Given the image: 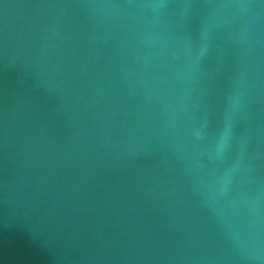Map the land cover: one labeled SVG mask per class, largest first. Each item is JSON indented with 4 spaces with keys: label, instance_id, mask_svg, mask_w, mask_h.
Here are the masks:
<instances>
[{
    "label": "water",
    "instance_id": "obj_1",
    "mask_svg": "<svg viewBox=\"0 0 264 264\" xmlns=\"http://www.w3.org/2000/svg\"><path fill=\"white\" fill-rule=\"evenodd\" d=\"M0 264H264V0H0Z\"/></svg>",
    "mask_w": 264,
    "mask_h": 264
}]
</instances>
